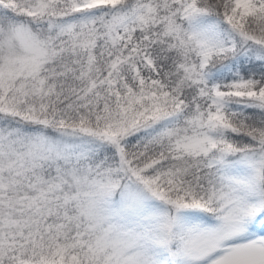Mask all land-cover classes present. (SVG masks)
<instances>
[{"label": "snow or ice", "instance_id": "snow-or-ice-1", "mask_svg": "<svg viewBox=\"0 0 264 264\" xmlns=\"http://www.w3.org/2000/svg\"><path fill=\"white\" fill-rule=\"evenodd\" d=\"M0 264H264V0H0Z\"/></svg>", "mask_w": 264, "mask_h": 264}]
</instances>
